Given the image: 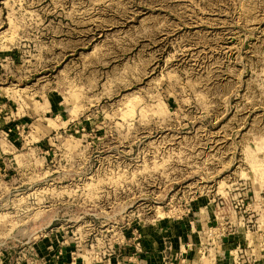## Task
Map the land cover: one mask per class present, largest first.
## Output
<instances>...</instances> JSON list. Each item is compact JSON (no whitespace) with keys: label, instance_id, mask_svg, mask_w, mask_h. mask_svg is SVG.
<instances>
[{"label":"rangeland","instance_id":"374dc122","mask_svg":"<svg viewBox=\"0 0 264 264\" xmlns=\"http://www.w3.org/2000/svg\"><path fill=\"white\" fill-rule=\"evenodd\" d=\"M190 239L264 264V0H0V264Z\"/></svg>","mask_w":264,"mask_h":264},{"label":"crops","instance_id":"0c3cea01","mask_svg":"<svg viewBox=\"0 0 264 264\" xmlns=\"http://www.w3.org/2000/svg\"><path fill=\"white\" fill-rule=\"evenodd\" d=\"M182 233V230H179ZM191 243H193V239H190ZM143 250L140 254L133 256L129 255L125 258L123 264H167L163 256V245L161 242L155 244H148L147 241L143 243ZM185 248V247H184ZM183 247L178 246V243L175 242L174 249L175 252L179 253L184 249ZM185 250V249H184ZM183 252V251H182ZM35 261H32L30 264H35Z\"/></svg>","mask_w":264,"mask_h":264},{"label":"built area","instance_id":"2783aa9c","mask_svg":"<svg viewBox=\"0 0 264 264\" xmlns=\"http://www.w3.org/2000/svg\"><path fill=\"white\" fill-rule=\"evenodd\" d=\"M212 230L213 229H210L211 233H212ZM195 246H196L195 243L188 244V246H187L188 249L186 250L185 255H183V256L181 255V257H178V255L175 254V258L174 259L172 258L173 250H172L171 247H169V249H167V250H169V252H170L169 254L170 255H169V257H166V259H165V260H167V264H194L195 263L194 257L196 256V252H194V247ZM197 249H198V247L196 246L195 251ZM190 253H192V255H194L193 258H190L188 256V254L190 255Z\"/></svg>","mask_w":264,"mask_h":264}]
</instances>
